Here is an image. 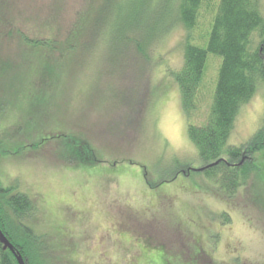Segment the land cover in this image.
<instances>
[{
  "label": "rangeland",
  "instance_id": "rangeland-1",
  "mask_svg": "<svg viewBox=\"0 0 264 264\" xmlns=\"http://www.w3.org/2000/svg\"><path fill=\"white\" fill-rule=\"evenodd\" d=\"M175 1L10 0L16 25L55 41L36 49L0 36V199H29L19 218L40 264H264V84L228 138L259 148L245 153L238 169L250 176L227 196L187 135L171 74L185 35ZM217 1L201 7L198 29ZM97 10L95 31L69 50L72 26L86 30ZM220 63L208 54L193 124L206 119ZM253 151L257 166H245Z\"/></svg>",
  "mask_w": 264,
  "mask_h": 264
},
{
  "label": "trees",
  "instance_id": "trees-1",
  "mask_svg": "<svg viewBox=\"0 0 264 264\" xmlns=\"http://www.w3.org/2000/svg\"><path fill=\"white\" fill-rule=\"evenodd\" d=\"M263 1L218 0L207 31L197 27L200 9L204 6L207 11H210L214 0L175 1L176 17L173 23L181 25L185 35L182 64L171 74L179 87L181 105L187 118V135L196 146L203 164L209 165L218 161L212 166H207L203 174L227 196L234 195L237 188L242 186L250 176L248 170L238 169V166L228 164L234 162V156L245 155L247 152H252V149L259 148L258 143L254 141L245 144L255 143V146L246 149L244 145L241 147L230 145L228 138L240 106L254 94L258 81L264 84V15L261 10ZM12 9L10 0H0V36L7 37L9 43L17 36L25 47L36 49L53 47L55 43L53 38L39 37L35 24L31 25L33 27L30 25L24 27L25 24L16 25ZM97 12L98 10L95 11L86 30L77 25L72 26L70 32L73 46L68 47L69 50L75 48L80 50L84 46V35L92 30L95 31L93 21ZM116 15L121 17L122 12ZM165 30L150 37V52L153 42H157ZM199 33L202 34L198 35ZM204 43L205 45L202 46ZM136 45L137 50L142 51L141 45L139 46V43ZM209 53L218 56L221 63L206 119L202 124L197 125L191 122V118L197 110L198 91ZM254 153L253 151V155L249 156V163H245V166L247 164L252 167L257 166ZM76 155L71 158L78 159L82 154L76 153ZM3 194L4 190L0 188V197ZM3 202L4 206L0 199V227L3 233L13 244L14 251L23 257L26 264H40L39 254L35 252V246L36 249L38 248L36 237L28 231L29 229L19 218L20 214L29 213L31 207L29 199L24 194L16 193ZM224 220L228 223L230 217L227 215ZM148 256L149 252L142 255L144 260ZM12 262L17 264L14 253L8 249L3 250L0 243V264H12Z\"/></svg>",
  "mask_w": 264,
  "mask_h": 264
},
{
  "label": "water",
  "instance_id": "water-1",
  "mask_svg": "<svg viewBox=\"0 0 264 264\" xmlns=\"http://www.w3.org/2000/svg\"><path fill=\"white\" fill-rule=\"evenodd\" d=\"M218 161L212 163V164H209L207 166H212L213 164H216ZM207 166H205L204 168H206ZM0 243L2 245V249L3 250H10L11 252L14 253L15 255V258H16V261H17V264H26L25 260L23 259V257L19 254V253H16L14 251V246L13 244L9 241V239L6 237V235L1 231L0 229Z\"/></svg>",
  "mask_w": 264,
  "mask_h": 264
},
{
  "label": "flooded vegetation",
  "instance_id": "flooded-vegetation-1",
  "mask_svg": "<svg viewBox=\"0 0 264 264\" xmlns=\"http://www.w3.org/2000/svg\"><path fill=\"white\" fill-rule=\"evenodd\" d=\"M247 157L243 154L242 155V158H241V160L240 161H238V162H233V163H231V164H228L229 166H234V167H236V166H239V165H241V164H243V161H245V160H247L246 159ZM199 254V253H198Z\"/></svg>",
  "mask_w": 264,
  "mask_h": 264
}]
</instances>
